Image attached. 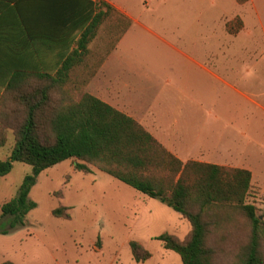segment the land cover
Wrapping results in <instances>:
<instances>
[{
  "label": "rangeland",
  "instance_id": "rangeland-1",
  "mask_svg": "<svg viewBox=\"0 0 264 264\" xmlns=\"http://www.w3.org/2000/svg\"><path fill=\"white\" fill-rule=\"evenodd\" d=\"M115 1L140 21L124 43L125 60L170 65L203 61L210 53L216 54V60L221 62L234 61L245 54L242 39L229 35L240 29L241 22L239 18L224 20L235 12L234 5L227 0ZM126 24V19L112 15L95 39L96 47L103 44L110 50ZM148 71L138 69L137 77L149 76ZM261 71L264 74V69ZM77 72L79 76L81 71ZM242 73L244 76L243 70ZM41 86L42 83L33 81L23 91L6 94L1 99L0 142L4 144L0 146V161L10 156L18 125L25 115L19 97L30 95ZM84 87L83 81L71 78L67 89L79 99L85 93ZM58 94H52L51 104L55 107L59 105ZM263 133L258 132L255 137L258 139ZM246 160L260 174L252 177L247 202L257 208V215L264 221V148H249ZM77 162L67 160L40 174L29 194L36 208L28 214L26 225L8 234L0 232V264H183L177 253L165 249L156 239L167 233L184 240L191 226L182 215L95 167H91V174L76 171ZM31 171L30 165L15 162L11 172L0 180V216L3 204L18 197ZM59 207L71 208L70 219L53 215ZM180 218L188 232H184ZM7 222L8 219L0 218V226ZM248 237L242 217L213 230L209 245L214 249L216 264H231ZM132 241L141 244L152 257L137 263L130 247Z\"/></svg>",
  "mask_w": 264,
  "mask_h": 264
},
{
  "label": "trees",
  "instance_id": "trees-1",
  "mask_svg": "<svg viewBox=\"0 0 264 264\" xmlns=\"http://www.w3.org/2000/svg\"><path fill=\"white\" fill-rule=\"evenodd\" d=\"M42 1L41 21L54 27L53 21L65 17L71 20V23L67 20L65 30L81 36L78 50L67 54L57 73L23 69L13 63L0 66V101L6 94L23 91L33 81L42 83L32 94L19 97L25 115L18 125L10 156L0 161V180L11 172L15 162L32 167L18 197L2 206L0 218L8 222L0 226V232L8 234L26 225L28 214L36 208L29 194L42 172L75 159L76 171L88 174L95 167L182 215L191 226L184 240L167 233L156 239L165 249L177 253L183 264H216L209 237L213 230L234 223L239 217L245 220L249 237L231 264H264V221L257 215V208L247 202L250 171L195 161L183 163L134 118L89 93L76 99L67 89L74 66L83 63L90 53L88 46L103 24L116 16L114 8L105 1L77 0L86 7L77 3L74 10L64 11L53 0ZM130 26L127 20L120 37ZM53 92L60 95L56 107L51 104ZM3 144L0 142V146ZM68 210L59 207L53 215L70 219ZM130 247L137 263L152 257L138 242L132 241Z\"/></svg>",
  "mask_w": 264,
  "mask_h": 264
},
{
  "label": "crops",
  "instance_id": "crops-1",
  "mask_svg": "<svg viewBox=\"0 0 264 264\" xmlns=\"http://www.w3.org/2000/svg\"><path fill=\"white\" fill-rule=\"evenodd\" d=\"M89 1L107 2L116 16L129 20L131 26L110 50L103 44L96 47L92 41L88 46L90 53L81 65L74 66L70 79L83 81L85 93L134 118L183 163L236 166L250 171L253 178L259 176L246 157L249 148H264V74L259 72L264 69V0H227L235 12L224 20L240 19V29L229 35L242 39L243 57L221 62L210 53L203 61L170 65L125 60L124 43L139 19L115 0ZM42 3L0 0L1 67L13 63L23 69L57 73L67 54L78 50L81 33L67 32L65 25L71 20L65 17L53 21L54 27L41 21ZM53 3L64 11L74 10L77 3L83 5L77 0ZM12 54L16 57L12 58ZM146 68L149 76L137 77L138 69ZM77 71H81L79 76ZM258 132L263 134L257 139ZM180 220L184 232H188Z\"/></svg>",
  "mask_w": 264,
  "mask_h": 264
}]
</instances>
